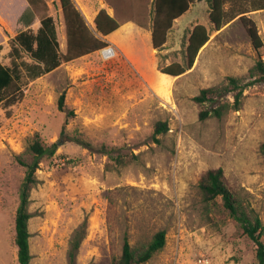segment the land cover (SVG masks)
Segmentation results:
<instances>
[{"label": "rangeland", "instance_id": "rangeland-1", "mask_svg": "<svg viewBox=\"0 0 264 264\" xmlns=\"http://www.w3.org/2000/svg\"><path fill=\"white\" fill-rule=\"evenodd\" d=\"M108 1L118 21L138 19L141 29L123 26L103 36L109 42L105 48L63 62L25 85L19 101L0 104V264H19L15 216L26 172L19 160L31 159L36 137L58 142V148L41 158L30 194V264H71V242L80 228L75 264H112L126 237L133 246L146 244L160 230L166 232L164 247L142 264H258L254 241L223 198L206 202L200 189L202 175L222 167L229 185L261 217L264 241V77L256 70L260 54L245 23L237 16L216 29L209 1L193 0L174 20L164 46L154 48L143 30L151 29L154 9L150 17L141 13L140 0ZM252 11L246 16L258 23L259 13ZM47 15L55 18L65 53L60 0H42L37 7L28 0H0L3 64L12 65L9 39L28 28L36 31ZM146 18L150 22L142 21ZM199 23L210 38L194 65L178 76L166 74L170 86L158 90L162 68L187 64L189 37ZM88 24L97 31L95 20ZM106 48L114 54H105ZM24 58L33 60L28 53ZM215 86L229 90L218 98L223 103L233 104L242 90L241 107L202 120L200 111L212 103L194 98ZM62 94L67 112L59 108ZM160 121L168 131L155 140ZM78 137L120 147L127 162L115 166Z\"/></svg>", "mask_w": 264, "mask_h": 264}, {"label": "trees", "instance_id": "trees-1", "mask_svg": "<svg viewBox=\"0 0 264 264\" xmlns=\"http://www.w3.org/2000/svg\"><path fill=\"white\" fill-rule=\"evenodd\" d=\"M33 7H37L42 0H28ZM210 4V19L216 29L233 20L237 16L245 23L247 31L252 39L255 48L260 54L256 64L258 70L264 77V60L261 57L264 50V41L258 33L256 22L246 16L251 10L264 8V0H208ZM193 0H154V19L152 25V45L154 48H162L167 41L168 33L173 26L174 20L183 15L190 7ZM238 2L242 4H238ZM67 29V49L61 51L60 41L55 18L47 15L41 18V24L36 31L31 28L18 32L9 39L11 45L12 65H5L0 61V104L5 107L13 105L24 96L23 87L31 80L59 67L63 62L72 61L80 56L101 50L108 46L109 42L103 36L116 31L121 22L101 9L95 18L97 31H93L88 21L78 7L75 0H60ZM231 5L228 7L227 4ZM210 38V33L204 24H196L190 34L189 43L186 48L187 64L173 62L162 71L166 74L178 76L190 69L196 60L200 49ZM28 53L32 61L24 58ZM237 83L235 78L231 79ZM228 88L215 86L204 88L200 94L195 96V101L205 103L210 101L212 105L200 111V119L210 116L221 117L225 112L241 107L240 90L236 93L235 102H221L218 98L228 93ZM59 108L66 111L65 94L59 99ZM9 115V110H8ZM168 131L167 122L160 121L153 134L158 140L157 133ZM76 141L92 150L105 153L109 156L115 166L127 162L126 154L121 152L117 146L107 144H94L83 138H75ZM58 142L52 144L43 143L38 137L30 144L29 150L32 157L29 161L20 159L25 166L26 172L20 186V202L15 216L16 237L15 242L18 248L19 264H30L32 259L30 249L31 232L29 220L32 216L29 210L30 194L33 187L38 183L37 169L41 158L47 154L56 152ZM261 152L264 155V142L261 143ZM200 189L204 201L210 202L221 196L225 208L235 218L243 229V232L254 241L258 264H264V241L262 240L263 222L256 210L248 203L238 191L233 189L225 177L222 167L208 169L201 177ZM83 238L82 229H78L71 242L69 251L70 263L75 264L76 251L80 247ZM166 242L165 230H160L153 239L146 244L133 246L128 237L125 238L123 249L118 257H114L112 264H142L149 261Z\"/></svg>", "mask_w": 264, "mask_h": 264}, {"label": "crops", "instance_id": "crops-1", "mask_svg": "<svg viewBox=\"0 0 264 264\" xmlns=\"http://www.w3.org/2000/svg\"><path fill=\"white\" fill-rule=\"evenodd\" d=\"M76 1V3L79 5V7L80 8H82L83 7V5H84V8L85 9H83L82 10V12L84 13V15L86 16V19L88 20V21H90V22H93L94 20H95V18H96V16H97V14L99 13V11L101 10V9H106L107 11H108V13L109 14H111V15H113V16H115L116 17V9H115V5H113L110 1H108V0H102L100 3H98L96 0H92L91 1V3L92 4H89V3H84V2H82V3H80V1L79 0H75ZM155 6V4H154V0H140V7H141V9H142V14H145V13H147L148 14V16H152V12H153V9H154V6ZM144 12V13H143ZM185 14V13H184ZM182 16V15H181ZM180 16V17H181ZM179 18V17H178ZM177 18V19H178ZM150 20V19H149ZM149 20H147V18L145 19V20H142V21H144V22H148ZM138 22H140L138 19H132V18H129V19H126V20H124L123 21V23H121V24H123V25H121L117 30H119L120 28H122L123 26V28L122 29H125V28H129V27H135V26H137L136 24L138 23ZM150 22V21H149ZM138 28H140L141 29V27L140 26H137ZM116 30V31H117ZM143 30H145V31H147L148 33H150L151 35H152V27H151V29H149V30H147V29H143ZM115 32V31H114ZM114 32H112V33H114ZM111 33V34H112ZM110 34V35H111Z\"/></svg>", "mask_w": 264, "mask_h": 264}, {"label": "bare ground", "instance_id": "bare-ground-1", "mask_svg": "<svg viewBox=\"0 0 264 264\" xmlns=\"http://www.w3.org/2000/svg\"><path fill=\"white\" fill-rule=\"evenodd\" d=\"M105 54L108 55V51L106 50L105 51ZM114 54V50L113 49H110L109 50V55H113ZM166 73L165 74H161L159 75V81L157 83H155V87L160 90V91H163V92H167L166 90L169 88L170 86V82H169V79H167L166 77ZM163 94V93H162ZM165 94V93H164Z\"/></svg>", "mask_w": 264, "mask_h": 264}, {"label": "built area", "instance_id": "built-area-1", "mask_svg": "<svg viewBox=\"0 0 264 264\" xmlns=\"http://www.w3.org/2000/svg\"><path fill=\"white\" fill-rule=\"evenodd\" d=\"M255 11H257V13H259V15H260L259 22L256 23V24H257V28H258V33H259V35L261 36V38L263 40V38H264V8H261V9L255 10ZM255 11H252V12H255ZM110 49H112V48H106L104 50V53L107 50L108 51V55H109V50Z\"/></svg>", "mask_w": 264, "mask_h": 264}]
</instances>
